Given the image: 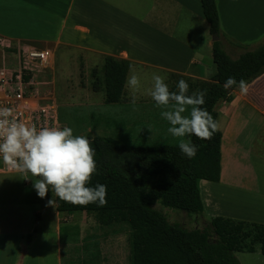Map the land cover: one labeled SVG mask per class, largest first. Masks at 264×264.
Returning <instances> with one entry per match:
<instances>
[{
  "label": "crops",
  "instance_id": "obj_1",
  "mask_svg": "<svg viewBox=\"0 0 264 264\" xmlns=\"http://www.w3.org/2000/svg\"><path fill=\"white\" fill-rule=\"evenodd\" d=\"M216 5L218 39L232 58L238 48L251 50L264 37V0ZM0 35L14 50L73 48L84 62L103 63L105 55L127 59L129 70L152 68L202 80L216 72L200 0H0ZM247 85L246 95L237 87L217 106L220 179H201L199 190L206 215L264 223V73ZM54 209L49 223L43 210L22 230L0 229V264H64L67 232L62 236L60 227L70 216ZM85 223L76 225L80 237ZM93 255L86 264H126L114 263V257L111 262L102 250Z\"/></svg>",
  "mask_w": 264,
  "mask_h": 264
},
{
  "label": "trees",
  "instance_id": "obj_2",
  "mask_svg": "<svg viewBox=\"0 0 264 264\" xmlns=\"http://www.w3.org/2000/svg\"><path fill=\"white\" fill-rule=\"evenodd\" d=\"M210 34H218L220 22L216 0H200ZM212 59L216 72L208 79H193L167 72L172 81L170 91H177L179 80H185L188 94L206 90L202 105L217 121V106L232 98L224 88L228 77L247 84L264 73V39L252 50L232 58L219 39L212 42ZM130 61L111 55L103 57L98 68H92L91 88L102 90L106 103L122 101ZM28 76L25 77L27 79ZM221 131L210 140L190 136L197 146L193 158L184 156L178 144L157 143L126 147L120 137L97 135L90 141L95 149L96 172L89 186H107V203L73 206L57 200L58 212L93 214L99 225H120L128 231L130 264H240L235 251L254 252L256 244L264 255V223L233 219L225 216L209 218L208 226L187 229L171 223L152 206L159 203L186 212L203 214L199 181H219ZM76 226L70 240L78 238ZM30 236V235H29Z\"/></svg>",
  "mask_w": 264,
  "mask_h": 264
},
{
  "label": "rangeland",
  "instance_id": "obj_3",
  "mask_svg": "<svg viewBox=\"0 0 264 264\" xmlns=\"http://www.w3.org/2000/svg\"><path fill=\"white\" fill-rule=\"evenodd\" d=\"M263 39L264 37L250 47L256 48ZM242 51L245 49L238 48L239 53ZM11 59L13 57L7 55L6 59L2 60L0 56V64L2 62L8 64ZM210 62L214 68L212 59ZM101 63L100 58L84 62L82 52L73 48L59 47L46 66L34 71V85L40 94L52 98L58 104L59 120L71 127L74 135L85 136L89 140L97 135L117 136L126 147L157 143L178 144L181 138L172 137L167 132L168 122L160 115L164 109L156 107L155 102L145 93V90L152 85L153 74L164 77V82L170 87L172 81L167 74L152 68L128 69L126 79L135 72L141 81L136 103L130 102L126 82L122 101L106 103L103 91H93L90 83L92 68L100 69ZM189 138L190 136H187L182 139L189 140ZM3 171L5 172H0V229L22 230L24 226L35 223L37 214L43 213V210H46L44 219L48 223L54 221V207L52 205L46 207L48 200L53 198L51 190L44 198H40L32 186L31 179L24 180L13 171L5 169ZM152 207L162 213L169 222L178 223L187 229H202L208 226L209 218L213 217L204 212L196 214L159 203H155ZM65 214L61 212L62 217ZM69 216L68 221L62 220L60 227L62 236L64 230L67 232L63 236L64 264L92 262L95 260L93 254L99 253L100 250L108 260L111 259V262L130 264L128 231L125 227L101 226L93 214L74 212ZM83 219L86 223L81 237L78 235L77 239L70 240L71 231ZM27 241L24 237L21 242L26 244ZM255 248L254 252L235 251L234 255L240 264H264V255L259 250V244H256ZM112 257H114L113 261Z\"/></svg>",
  "mask_w": 264,
  "mask_h": 264
},
{
  "label": "clouds",
  "instance_id": "obj_4",
  "mask_svg": "<svg viewBox=\"0 0 264 264\" xmlns=\"http://www.w3.org/2000/svg\"><path fill=\"white\" fill-rule=\"evenodd\" d=\"M241 95H246L248 85L244 80L228 77L224 88L237 85ZM177 91H170L164 77L153 74L152 85L145 90L155 106L164 109L161 117L168 122L167 132L172 137L181 138L178 147L181 153L193 158L197 146L189 140L194 136L199 140H210L219 130V124L202 107L206 90L188 94L189 85L181 79ZM130 102L135 104L141 88L140 78L132 72L126 79ZM187 113V114H186ZM95 149L88 137L74 135L73 129L64 127L37 128L34 124L21 121L10 108L0 107V159L19 178L31 179L37 196L44 198L48 191L52 199L73 206L95 203L103 207L107 203V186L97 183L89 186L96 172Z\"/></svg>",
  "mask_w": 264,
  "mask_h": 264
},
{
  "label": "built area",
  "instance_id": "obj_5",
  "mask_svg": "<svg viewBox=\"0 0 264 264\" xmlns=\"http://www.w3.org/2000/svg\"><path fill=\"white\" fill-rule=\"evenodd\" d=\"M50 48L18 47L15 50L8 39L0 35V56L13 59L0 64V107L10 108L18 118L28 124L42 127H64L59 120L58 104L40 94L34 85V71L46 66L53 58ZM28 76L27 79L25 77ZM8 167L0 159V172Z\"/></svg>",
  "mask_w": 264,
  "mask_h": 264
},
{
  "label": "water",
  "instance_id": "obj_6",
  "mask_svg": "<svg viewBox=\"0 0 264 264\" xmlns=\"http://www.w3.org/2000/svg\"><path fill=\"white\" fill-rule=\"evenodd\" d=\"M218 38H219L218 34H212V40L213 41L218 40Z\"/></svg>",
  "mask_w": 264,
  "mask_h": 264
}]
</instances>
